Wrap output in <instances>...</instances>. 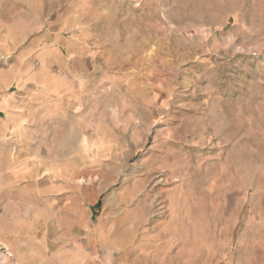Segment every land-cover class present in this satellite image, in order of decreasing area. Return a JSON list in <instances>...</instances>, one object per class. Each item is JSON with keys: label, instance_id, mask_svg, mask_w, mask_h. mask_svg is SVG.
Wrapping results in <instances>:
<instances>
[{"label": "rangeland", "instance_id": "1", "mask_svg": "<svg viewBox=\"0 0 264 264\" xmlns=\"http://www.w3.org/2000/svg\"><path fill=\"white\" fill-rule=\"evenodd\" d=\"M34 4L44 31L29 39V71L40 67L45 43L37 41L47 32L64 39L61 54H98L99 72L86 85L94 103L88 120L96 121L56 128L54 138L42 140L50 149L37 155L42 161L17 158L0 132V264H45L37 239L68 235L63 218L49 231L46 222L56 214L45 204V194L68 178L95 185L136 180L143 196L175 197L178 218L187 203L188 224L203 226L211 244L231 234L235 264H264V0ZM9 60L0 55V66ZM31 87L16 83L0 95L21 102ZM80 141L88 155L78 156L95 170L44 173V163L70 164L64 158ZM155 206L151 220L170 216L163 202Z\"/></svg>", "mask_w": 264, "mask_h": 264}, {"label": "crops", "instance_id": "2", "mask_svg": "<svg viewBox=\"0 0 264 264\" xmlns=\"http://www.w3.org/2000/svg\"><path fill=\"white\" fill-rule=\"evenodd\" d=\"M33 1L39 0H0V55L10 57L5 66H0L4 74L0 90L16 83L32 86L21 102L18 97L16 103L0 95V132L6 138L1 143L15 149L17 158L41 160L39 153L50 152L42 140L54 138L56 128L79 129L82 122L96 121L88 120L94 103L86 85L99 72L100 61L98 54H61L64 39L47 32L42 41H37L45 43L40 67L29 71L34 49V41L28 43L29 39L33 33L44 31L41 6L32 5ZM60 29L64 30L63 25ZM43 129L48 131L46 135L40 134ZM83 146L80 141L78 152L64 158L71 160L70 164L51 169L43 162L44 173L59 177L90 174L95 169L78 156L82 152L88 155ZM68 180L45 194V204H51L46 208L54 209L57 215L46 222L49 231L60 218L71 224L68 235L49 234L37 239L46 256L45 264H235L231 234L211 244L203 226L188 224L187 203L182 204L184 212L178 218L172 209V202L178 199L143 196L144 190L136 180L108 183L105 179L97 185ZM157 201L170 209V216L161 221L151 220Z\"/></svg>", "mask_w": 264, "mask_h": 264}]
</instances>
